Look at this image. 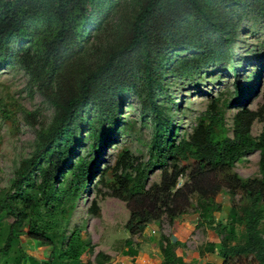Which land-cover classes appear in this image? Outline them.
<instances>
[{
    "label": "trees",
    "instance_id": "obj_1",
    "mask_svg": "<svg viewBox=\"0 0 264 264\" xmlns=\"http://www.w3.org/2000/svg\"><path fill=\"white\" fill-rule=\"evenodd\" d=\"M246 1L264 13V0H136L121 42L90 62L87 28L92 25L99 31L97 16L113 0H0V60L11 57L12 43H26L20 59L30 63L25 65L33 76L37 71L55 111L32 154L14 172L8 187L0 190V233L4 227L0 256L12 251L23 237L47 253L45 260L31 259L30 264H91V241L70 227V218L97 155L113 131L122 93L140 86L152 124L147 159L131 165L127 152H121L106 180L110 195L128 210L124 229L129 237L122 243L121 264L145 263L146 258L137 259L138 251L129 238L162 217L172 223L189 209L195 215V228L206 226L214 234L215 242L204 247L215 255L214 264L241 258L264 264L260 228L264 221V128L252 138L249 127L254 115L241 109L232 118L228 136L223 114L214 102L191 134L177 139L171 121L154 102L155 90H163L164 73L185 75L223 59V46L233 38L236 23L226 19L228 14L222 9L227 6L230 11ZM210 34L217 36L209 41ZM233 88L227 106L243 99L247 85L234 82ZM90 111L98 116L94 123L83 119ZM83 127L92 139L90 151L72 160ZM253 152L258 155L257 176L240 178L232 171L234 164ZM154 170L160 172L159 181L149 185ZM219 193L229 200L223 222L214 218L219 210L214 199ZM235 226L242 228L243 239L232 245ZM156 246L161 255L158 264H188L181 254L182 242H171L160 234ZM25 257L19 245L17 255L3 264H23ZM94 264L112 263L97 252Z\"/></svg>",
    "mask_w": 264,
    "mask_h": 264
},
{
    "label": "rangeland",
    "instance_id": "obj_2",
    "mask_svg": "<svg viewBox=\"0 0 264 264\" xmlns=\"http://www.w3.org/2000/svg\"><path fill=\"white\" fill-rule=\"evenodd\" d=\"M135 8L136 0H113L110 7H105L97 16L99 31L92 25L88 26L85 46L90 62H93V57L99 60L104 49L121 42L127 21L133 17ZM226 8L224 6L222 13L227 12L226 19L231 18V23H236V26L231 31L233 38L223 46V59L185 75L164 73L161 80L163 90H155L154 102L171 121L177 139L188 137L207 106L214 102L223 114L228 136L231 135L232 118L241 109L254 115L249 127L252 138L264 128V13L249 1L230 11ZM216 36L210 34L207 40L211 41ZM24 47L26 43H12L9 50L11 57L0 60V190L8 187L14 172L32 154L39 135L49 127L55 114L52 104L45 97L37 71L36 77L33 76L25 65L30 63L20 59ZM185 55L188 53L181 56ZM37 68L40 72L38 63ZM234 82L240 85L246 83L247 88L240 102L227 106L233 98ZM140 90V86H137L122 93L113 131L97 155L92 174L77 198L70 218V227L78 228L91 241V264H94L97 252L107 255L112 264L122 263V243L129 237L124 229L128 210L122 201L110 195L106 180L121 152H127L131 165L147 159L152 124ZM85 117L94 123L98 116L90 111L87 116L84 114L83 119ZM89 135L87 128L83 127L72 160L89 153L92 143ZM257 158V152L246 155L235 162L232 171L243 179L256 177ZM159 176L160 172L154 170L149 175L148 184L157 183ZM182 181H178V186ZM214 202L219 206L214 218L223 222L229 208L228 197L225 193H219ZM260 228L264 237V221ZM160 234L171 242L184 244L181 254L186 256L188 264H214L215 255L204 251L208 243L215 242L214 234L206 226L195 228L192 209L172 223L162 217L158 223L147 224L139 235L129 238L138 255L146 258L144 264H157L160 260L156 246ZM3 238L4 227L0 233V244ZM22 238L13 244L12 251L0 256V264L17 255ZM242 239V228L235 226L230 244H239ZM252 263L249 258H241L230 264Z\"/></svg>",
    "mask_w": 264,
    "mask_h": 264
},
{
    "label": "crops",
    "instance_id": "obj_3",
    "mask_svg": "<svg viewBox=\"0 0 264 264\" xmlns=\"http://www.w3.org/2000/svg\"><path fill=\"white\" fill-rule=\"evenodd\" d=\"M20 247L22 248V250L24 251L26 255L23 264H30L29 261L31 259L34 261L40 262V261L45 260L47 257V253L45 251H40L39 249H36V246L34 245V243L27 238H22L20 242ZM140 256L137 254V259H141L142 257Z\"/></svg>",
    "mask_w": 264,
    "mask_h": 264
}]
</instances>
